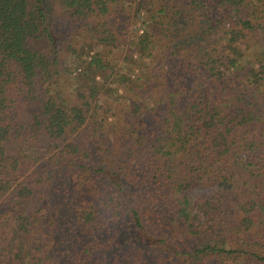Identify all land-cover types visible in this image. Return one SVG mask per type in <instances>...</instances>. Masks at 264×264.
I'll list each match as a JSON object with an SVG mask.
<instances>
[{"label": "trees", "instance_id": "obj_1", "mask_svg": "<svg viewBox=\"0 0 264 264\" xmlns=\"http://www.w3.org/2000/svg\"><path fill=\"white\" fill-rule=\"evenodd\" d=\"M181 1L0 0V264H264V0L154 63Z\"/></svg>", "mask_w": 264, "mask_h": 264}, {"label": "rangeland", "instance_id": "obj_2", "mask_svg": "<svg viewBox=\"0 0 264 264\" xmlns=\"http://www.w3.org/2000/svg\"><path fill=\"white\" fill-rule=\"evenodd\" d=\"M45 5L46 13L48 14L52 31L54 33L55 41L59 46V57L64 60V65L67 63L70 66L71 45L73 40L70 38L72 32V26H70L63 17L60 15V9L58 7L57 0H42ZM196 1V5L192 6L191 1L182 0L177 4V9L181 13L180 18L176 21L175 29L172 30V34L168 39L159 38L156 39L155 45L152 47V62H158L157 59L161 56L168 57L166 65H169L170 61L175 58L180 52L187 51L190 47V51H197L198 53L211 47L210 41L215 37V22L220 18L221 10H217L210 0H193ZM225 16V14H224ZM145 22V17H143ZM146 24L140 26V30L144 31ZM147 29V28H146ZM72 32V33H71ZM193 37L191 42H186L185 38ZM217 37V36H216ZM260 39L264 45V32H260ZM153 40V37L151 38ZM248 46L251 47V43L248 41ZM126 50V45L121 44V48L118 51H114L115 58H122ZM252 52L251 49L247 50V53ZM187 54V52H186ZM250 59V57H248ZM75 75L68 76L64 73L61 77H57L56 82L58 86L72 89L75 87ZM47 87V83L43 82L40 78L37 80V91L42 94L43 90ZM120 118H116V123L119 125Z\"/></svg>", "mask_w": 264, "mask_h": 264}]
</instances>
